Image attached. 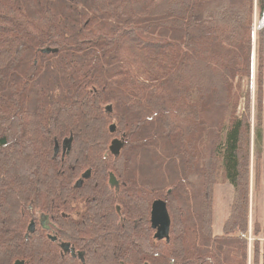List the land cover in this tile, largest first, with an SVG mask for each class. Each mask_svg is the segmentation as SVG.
Returning <instances> with one entry per match:
<instances>
[{
    "label": "trees",
    "instance_id": "trees-1",
    "mask_svg": "<svg viewBox=\"0 0 264 264\" xmlns=\"http://www.w3.org/2000/svg\"><path fill=\"white\" fill-rule=\"evenodd\" d=\"M263 83L264 0H0V264H264Z\"/></svg>",
    "mask_w": 264,
    "mask_h": 264
},
{
    "label": "rangeland",
    "instance_id": "rangeland-1",
    "mask_svg": "<svg viewBox=\"0 0 264 264\" xmlns=\"http://www.w3.org/2000/svg\"><path fill=\"white\" fill-rule=\"evenodd\" d=\"M258 7L256 4V1L254 2V17H253V23L254 26L256 24L257 18H258ZM240 84V97L238 101L237 110L238 112H243L245 109V103H246V94L251 95V115H252V127L255 122V114H256V108H255V100L258 99V81H257V73L255 69V60H254V66L252 69V74L250 76H243L239 79ZM262 104L264 109V83L262 86ZM251 144L253 145L254 142V129H252L251 132ZM264 143V140H263ZM263 146V145H262ZM251 160L250 162L253 164V151L251 150ZM250 208L249 212L251 211L252 217H255V219L261 221L263 223L264 221V158H263V166H262V180H261V186L259 185V188L257 191L252 190V187L250 186ZM232 200V184L226 180L225 177L222 175L219 176L216 187H215V199H214V232L219 233L221 231V227L223 224V221L229 214L230 209V202Z\"/></svg>",
    "mask_w": 264,
    "mask_h": 264
},
{
    "label": "water",
    "instance_id": "water-1",
    "mask_svg": "<svg viewBox=\"0 0 264 264\" xmlns=\"http://www.w3.org/2000/svg\"><path fill=\"white\" fill-rule=\"evenodd\" d=\"M50 48L44 49L43 52L49 53ZM111 132L115 131V124L110 125ZM124 146L123 138H114L110 144V151L117 156ZM111 184L116 185L114 177L111 178ZM171 218L167 208V203L163 199H155L151 207V226L155 230L154 237L157 240H170ZM14 264H25L24 260H16Z\"/></svg>",
    "mask_w": 264,
    "mask_h": 264
},
{
    "label": "bare ground",
    "instance_id": "bare-ground-1",
    "mask_svg": "<svg viewBox=\"0 0 264 264\" xmlns=\"http://www.w3.org/2000/svg\"><path fill=\"white\" fill-rule=\"evenodd\" d=\"M119 134V133H118ZM153 203V202H152ZM152 207V206H151ZM251 238L249 237V240H250ZM16 261V260H15Z\"/></svg>",
    "mask_w": 264,
    "mask_h": 264
},
{
    "label": "flooded vegetation",
    "instance_id": "flooded-vegetation-1",
    "mask_svg": "<svg viewBox=\"0 0 264 264\" xmlns=\"http://www.w3.org/2000/svg\"><path fill=\"white\" fill-rule=\"evenodd\" d=\"M65 145H67V142H65Z\"/></svg>",
    "mask_w": 264,
    "mask_h": 264
}]
</instances>
